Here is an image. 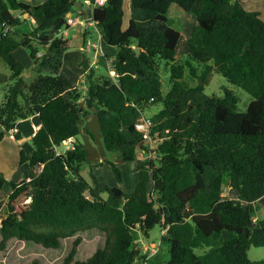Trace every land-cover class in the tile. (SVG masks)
Segmentation results:
<instances>
[{
	"label": "trees",
	"instance_id": "trees-1",
	"mask_svg": "<svg viewBox=\"0 0 264 264\" xmlns=\"http://www.w3.org/2000/svg\"><path fill=\"white\" fill-rule=\"evenodd\" d=\"M70 2L0 0V141L18 120L37 115L40 122L31 151H19L28 177L14 181L0 173V187L11 188L0 221V250L10 238L58 248L62 239L76 235L60 264H145L133 231L148 235L160 225L165 264H264L247 256L250 246H264V218L252 223L253 205L264 208L260 12L245 9L240 0H148L134 10L153 17L147 22L130 19L123 29V0H105L91 7V19L107 44L116 47L114 77L96 76L83 60L87 72L81 92L65 88L57 74V59L68 47L61 31L69 29L68 13L76 10ZM171 5L197 20L186 39L183 63H176L180 31L168 23ZM21 25L24 29L18 30ZM19 47L29 50L36 71L30 82L23 79L24 67L14 56ZM162 60L170 71L165 95ZM43 68L50 71L42 73ZM185 69L197 79L195 85L181 81ZM214 71L252 96L244 111L236 110L237 98L228 90L222 96L203 92ZM154 103L162 107L150 116L151 133L161 141L148 151L135 123ZM91 114L104 147L117 158L133 161L139 152L151 154L137 160L133 190L94 176L89 182L81 174L88 151L76 136L80 122ZM67 141L70 147L60 149ZM110 165L121 182L120 168ZM94 228L104 233V246L75 260L82 241L77 233ZM198 248L203 252L196 253Z\"/></svg>",
	"mask_w": 264,
	"mask_h": 264
},
{
	"label": "rangeland",
	"instance_id": "rangeland-1",
	"mask_svg": "<svg viewBox=\"0 0 264 264\" xmlns=\"http://www.w3.org/2000/svg\"><path fill=\"white\" fill-rule=\"evenodd\" d=\"M76 1L82 2L85 5V2L83 0ZM142 1L143 0H123V29L126 28L130 19L138 20V16L141 15L140 13L147 12L134 10V8H138L143 2H145ZM242 1L246 7L253 8L256 11H259L261 14V18L264 20V0ZM71 16L73 18L77 17V11L74 10ZM168 23L170 26L177 28L181 32V40L177 46L178 50L176 55V63H183L188 58V54L186 52V39L189 35L186 32H190L193 27L196 26V17L194 16V14H187L183 12L176 5H171L168 13ZM81 25H83L82 22L77 23L76 25L72 24L70 25V28L66 30V34L64 35L63 33H61V35H63L65 39L71 40L72 37L76 34L75 29ZM17 29L23 30L24 26H18ZM98 31L99 30H97L94 26H89L88 36L90 41L95 42L96 44H100L102 51L105 52L108 56H112L116 51V47L108 45L103 37L99 40ZM14 56L22 63L24 67L22 72L23 79L26 82H30L35 77L36 71L33 69V63L29 56V50L25 47H19L14 52ZM86 58H89L96 76L110 75L108 69L102 64L94 66V64L92 63V51H90L89 53H84L83 49H81L80 46L74 43H69L68 47L61 53V55L57 59L59 64L57 74L60 77L65 88L69 89L76 87L81 92H84L85 67L82 64V61L87 60ZM196 67L197 71L200 72L201 67L198 65H196ZM1 71L4 72V68H1ZM49 71L50 70L47 68L42 69V73H48ZM6 72L9 73L8 71ZM159 73L162 94L165 95L170 89L171 84L169 80V66H167L166 62L163 60L160 62ZM112 76L114 77V74ZM181 81L187 87L193 86L197 83V79L191 77L186 69ZM225 90L232 92L236 96L237 111H244L247 108V105L252 100V96L248 92L227 81L226 78H224L221 74L215 71L212 72L208 82L203 87V92L206 95L215 94L218 96H222ZM1 92L2 90H0V93ZM161 107V103H154L150 106V108L144 110L143 114L150 117L153 113L161 109ZM76 138L86 147L88 151V159L81 164L80 169L81 174L86 178V180L92 182V177L98 176L101 179L100 181L107 185L117 186L112 185L113 183H117L125 191L133 190L136 183V177H133L132 174L128 175L127 172L125 174L123 173V182H115L116 177L109 164H116V162H118V160H116L117 154L113 151L107 150L104 147L100 134L99 124L93 114L86 116L80 122V130ZM12 143L15 144L17 143V141H12ZM65 147V145H62V147L59 148L62 149ZM9 154L10 158L7 161L2 157L0 158V168L4 170L6 174H12V170H15L16 167H22L26 170V166L19 163V157L17 155L15 158H13L12 148ZM129 169H134L133 163H130ZM232 192L233 194H236L234 190ZM227 193V190L223 192L224 195H226ZM4 208L5 205L2 201L0 204V213L4 210ZM263 218L264 208L261 206V204L255 203L253 205L252 211L253 226H255ZM133 233L137 239L138 245L141 247V251L146 254L145 264H165L168 256L166 254L165 247L159 242L161 236L160 225H155V227L149 230L148 235L138 233L135 230L133 231ZM77 234L81 236L82 241L77 248L75 260H84L91 254H93L97 249L104 246L105 235L98 229L94 228L86 231H81ZM75 236L76 235L62 239L61 244L58 248H46L41 244H37L32 241H21L15 238H11L6 249L0 250V264H29L34 258L38 259L39 264H60L63 258L67 255ZM203 250L204 249L202 248H198L195 250V252L200 254L203 252ZM247 256L252 261L264 260V246H250L247 250Z\"/></svg>",
	"mask_w": 264,
	"mask_h": 264
},
{
	"label": "crops",
	"instance_id": "crops-1",
	"mask_svg": "<svg viewBox=\"0 0 264 264\" xmlns=\"http://www.w3.org/2000/svg\"><path fill=\"white\" fill-rule=\"evenodd\" d=\"M20 1H23V2L28 3L30 5H35V4L42 3L44 0H20ZM35 1H37V2H35ZM143 1L146 2V0H143ZM76 2L79 4V6L76 7V11H77L78 15H82L84 18L85 17L87 18V17L91 16V10L92 9H91V5L90 4H88L85 1H84L85 5L82 2H78V1H76ZM240 3L242 4V6L245 9L254 10L253 8L246 7L242 0H240ZM69 14L71 15L72 13H69ZM140 14L141 15L138 16V20L136 19V21H138V22H147L148 20H150L153 17V14L151 12H143V13H140ZM24 16H25V14H24ZM81 22L83 23V25H81V26H79L78 28L75 29V33H76L75 36H73L71 40L67 39L68 40V44L69 43H74V44L80 46L81 49H83L84 53H89L90 51H92V53H93V61H92V63L94 64V66L95 65L97 66L98 64H102L103 66H105L108 69L109 74L112 76L114 74V71L112 70V67H111V60H112L111 57L112 56H108L105 52H103L101 47H100V44H97L99 46L100 51H101V53H99V55H98V53L97 54L95 53L94 49H92V48L89 49L88 48L89 43H91V41H90L88 35H86L84 37V32H86V31L88 32L89 26L86 25L85 19L83 21H81ZM186 33L189 35L190 32L187 31ZM98 38H99V40L102 38L101 32H99V31H98ZM180 40H181V32H180ZM177 46H178V44H177ZM177 46H176V55H177V50H178ZM87 60H88V63H90L89 64V68H92L89 58ZM86 72H87V70L85 69L84 70V75H85ZM84 91H85V86H84ZM39 127H40V122H39V119H38L37 115H33V116L28 117V118L18 120L16 122L15 126H14V129H16L15 134L17 135V138L14 136V134H12L11 132H8V133H6L4 135V137L0 141V158L2 157L6 161L9 160V158H10V154L9 153L11 151V148H12V151H13V158H15L16 155L19 157V151L21 149H23L25 152H30L31 149H32L31 138H32L34 132ZM12 141H17V143L13 144ZM64 145L66 147H68V145H71V143H70V141H67L66 143H64ZM26 147H28V148H26ZM141 158H142L141 156H138L137 159L133 160V161H122L121 159L116 158V160H118V162H116V164L118 165V167L121 170L122 181L118 182L115 179V182L122 183L123 182V173L125 174L126 172H127L128 175L132 174L133 177H136L135 181L137 182V168H136V166H137V160L141 159ZM130 163L134 164V169L133 170L129 169ZM109 166L111 168L110 164H109ZM0 173H2L5 176L6 179H10V180H14V181L15 180H19L21 178H27L28 177L27 168L25 170L22 167H16L15 170H12V174H9V173L6 174V172L0 168ZM96 177L98 178L99 181L101 180L98 176H96ZM112 185L119 186L117 183H113ZM134 187H135V185H134ZM10 191H11V188L7 184H3L0 187V204L3 201V203L5 205L4 210L1 211V213H0V221L6 215V212H7V196L10 193ZM0 239H1V237H0ZM10 240H11V238L8 240L7 246L9 245Z\"/></svg>",
	"mask_w": 264,
	"mask_h": 264
},
{
	"label": "built area",
	"instance_id": "built-area-1",
	"mask_svg": "<svg viewBox=\"0 0 264 264\" xmlns=\"http://www.w3.org/2000/svg\"><path fill=\"white\" fill-rule=\"evenodd\" d=\"M84 1L87 2L88 4H90L91 7L93 8V7L100 6V5L104 4L105 0H84ZM84 19L86 21L85 23L87 26H94L93 21L91 19V16L84 18L82 15H78L77 17L73 18L69 13H68V17H67V23L69 25H72V24L79 23V22L83 21ZM6 28L7 27L4 28V31L6 30ZM62 33L65 35L66 30H63ZM88 48L94 49L95 53L96 54L98 53V55H99V53H101L99 46L95 42L89 43ZM38 55H41V54L38 53ZM152 126H153V122H152L151 118L149 116H145L143 114H141V116L138 118V120L135 123V129L141 134V136L144 140L148 141V145H147L148 151L155 149L161 141V139L158 136L153 135L151 133ZM10 132L12 134H14L16 132V129H12V130H10ZM64 143H66V142H64ZM68 147H70V145H68ZM68 147H66V148H68ZM138 156H141L142 157L141 159H144L146 157H150L151 154L148 152L145 154V152L142 151V152L138 153Z\"/></svg>",
	"mask_w": 264,
	"mask_h": 264
},
{
	"label": "water",
	"instance_id": "water-1",
	"mask_svg": "<svg viewBox=\"0 0 264 264\" xmlns=\"http://www.w3.org/2000/svg\"><path fill=\"white\" fill-rule=\"evenodd\" d=\"M70 4L74 5L75 7H78V6H79V4L76 2V0H71ZM25 15H27V14H25ZM135 52H136V55H138L139 52H140V48H139V47H135ZM82 104H84L83 101H81L80 106H81ZM234 191H235L236 194L238 193V190H237V189L234 190ZM155 206L157 207L158 205L155 204Z\"/></svg>",
	"mask_w": 264,
	"mask_h": 264
}]
</instances>
